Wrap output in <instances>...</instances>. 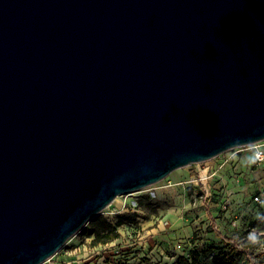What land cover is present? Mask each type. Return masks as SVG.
<instances>
[{
  "label": "water",
  "instance_id": "water-1",
  "mask_svg": "<svg viewBox=\"0 0 264 264\" xmlns=\"http://www.w3.org/2000/svg\"><path fill=\"white\" fill-rule=\"evenodd\" d=\"M263 140L264 0H0V264Z\"/></svg>",
  "mask_w": 264,
  "mask_h": 264
},
{
  "label": "rangeland",
  "instance_id": "rangeland-1",
  "mask_svg": "<svg viewBox=\"0 0 264 264\" xmlns=\"http://www.w3.org/2000/svg\"><path fill=\"white\" fill-rule=\"evenodd\" d=\"M247 152L253 153L251 149L245 148L236 155L242 156ZM196 168L185 167L178 171L182 174L180 181H184L185 185L168 187L172 173L157 184L118 197L103 214L110 216L111 222H116V214L112 215V210L116 209L122 214L136 215L141 221H138L137 227L133 230L122 228L121 238L115 246L91 250L88 240H83L77 234L55 255L56 257L54 256L53 263L176 264L179 255L188 254L196 249L201 252V264H213V256L221 251L234 255L228 239L241 240L243 243L249 240L250 233H255L259 237L258 242L254 243L256 250L252 254L249 253L250 255L247 254L241 263L264 264V200L256 203L253 198L252 200L249 198L252 196V191L249 193L241 189V192L236 193L234 199L229 198V201L227 198L222 202L214 197L211 200L199 198L195 203L192 197L200 186L207 183L205 180H198L195 183L198 187L189 185L191 183L189 176L193 175ZM259 174L262 187L256 192H260L263 198L264 170ZM172 183L178 184L174 180ZM214 183L216 182L210 183L211 188H214ZM147 195L155 211L141 207L134 208L136 202ZM134 209L137 211L135 212ZM178 245L181 247L179 248ZM68 249H73L74 252L64 258Z\"/></svg>",
  "mask_w": 264,
  "mask_h": 264
},
{
  "label": "crops",
  "instance_id": "crops-1",
  "mask_svg": "<svg viewBox=\"0 0 264 264\" xmlns=\"http://www.w3.org/2000/svg\"><path fill=\"white\" fill-rule=\"evenodd\" d=\"M253 155H254L253 153L250 154L247 152L246 154H243L242 156L235 155L233 157V159H231L229 162H225L224 160H225L227 155L224 153V154H222V155H220V156H218V157H216L210 161L190 166L193 168H196V167H199V168H196L194 170L193 175L189 176L190 177L189 181L191 182L189 185L190 186L193 185L194 180L197 182L198 180H202L203 178H206L205 181H207V183L203 184V186L209 187L211 185L210 183H213V182H216V183H214V186L215 185L224 186L226 188L227 192L229 193L230 200L234 199L235 194L238 192H241V189L247 190L246 192L252 191L251 192L252 196L249 197L250 200H252V198H254V196L256 194H258V192H256V191L262 187L260 184V181H259V178L261 176L259 173L262 170H264V163L257 168L252 167ZM254 168L257 170H254ZM179 170L180 169L173 172L171 179H169L170 183L167 184L168 187L173 188V187H176L177 185H183L182 180L180 181V179L182 178V174L178 172ZM256 172H258V174ZM213 173H217V174L214 175ZM198 177H199V179H198ZM172 179L175 182H177L178 184L172 183V181H173ZM184 185H185V182H184ZM229 198H228V201H229ZM262 200H264V197ZM149 227H151V226H149ZM152 230H150V231H152ZM87 240L89 243V248L91 250L97 249L99 247H101V248L112 247V246H115V243L119 241V239H118V240H116L110 244L91 247L90 246L91 239H87ZM85 249H87V248H85ZM72 250L73 249H71V250L68 249L66 251V253L64 254V258L66 256L72 254L74 252Z\"/></svg>",
  "mask_w": 264,
  "mask_h": 264
},
{
  "label": "trees",
  "instance_id": "trees-1",
  "mask_svg": "<svg viewBox=\"0 0 264 264\" xmlns=\"http://www.w3.org/2000/svg\"><path fill=\"white\" fill-rule=\"evenodd\" d=\"M149 199L150 197L148 195L142 196L136 202L137 208L141 207L143 209L155 211L152 204H150ZM116 217V222H111L106 215L100 214L92 219L78 234L83 240L91 239V247L106 245L121 238L120 229L122 227L133 229L134 227H137L138 221H141L136 215L130 214L119 213ZM227 241H229L232 248L231 251L234 255L223 253L221 251L219 254L213 256V264H242V259L247 257V254H252L256 250V245L249 240L243 242L244 244L241 240L237 239H228ZM200 259L201 252L194 249L188 254L179 255L176 264H201Z\"/></svg>",
  "mask_w": 264,
  "mask_h": 264
},
{
  "label": "built area",
  "instance_id": "built-area-1",
  "mask_svg": "<svg viewBox=\"0 0 264 264\" xmlns=\"http://www.w3.org/2000/svg\"><path fill=\"white\" fill-rule=\"evenodd\" d=\"M245 148H249V149H251L253 151V154L255 153V155H253V159H252V167H259V166H261L264 163V140L261 141V142H258L256 144H253L251 146L236 148V149H232L230 151H227L225 153L227 156H226L224 161L225 162H229L231 159H233V157L239 151H241V150H243ZM213 174L216 175L217 173H213ZM202 180H206V178H203ZM195 182L196 181L194 180L193 181V185L195 184ZM182 184H184V182H182ZM196 186L198 187V184ZM214 197H216L217 199H219V200H221L223 202L224 200L229 198V193L227 192L226 188L224 186H222V185H215L214 188H211L210 186L209 187L201 186V187H199V190L195 192V195H194V197H192V200L195 203H197L199 198H200V200L201 199H205V198L211 200V199H214ZM262 199L263 198H262V195L260 193L256 194L254 196V198H253L254 202H256V203L257 202H261ZM136 207H137V204H136V206H134V208H136ZM134 211L136 212L137 210L134 209ZM119 213H120L119 210H116V209L112 210V215L116 214V216H117V214H119ZM105 215L107 216V214H105ZM107 217L109 218L110 216H107ZM111 217L114 218V216H111ZM138 219L141 220L140 217H138ZM122 228H125V229H128V230L130 229V228H127V227H122ZM121 229H120V232H121ZM139 233L141 234V231ZM178 247L180 248L181 246L178 245ZM53 260H54V257L51 258L50 260H48L44 264H47V263L55 264V263H53Z\"/></svg>",
  "mask_w": 264,
  "mask_h": 264
},
{
  "label": "clouds",
  "instance_id": "clouds-1",
  "mask_svg": "<svg viewBox=\"0 0 264 264\" xmlns=\"http://www.w3.org/2000/svg\"><path fill=\"white\" fill-rule=\"evenodd\" d=\"M254 155H255V153H254ZM258 240H259V237H258L257 234H255V233H250V234H249V241H250V242H252V243H257Z\"/></svg>",
  "mask_w": 264,
  "mask_h": 264
}]
</instances>
